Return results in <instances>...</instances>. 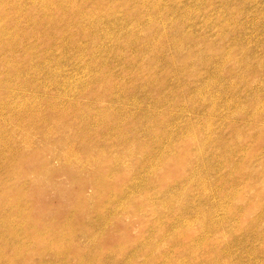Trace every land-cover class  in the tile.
<instances>
[{
  "label": "rangeland",
  "instance_id": "1",
  "mask_svg": "<svg viewBox=\"0 0 264 264\" xmlns=\"http://www.w3.org/2000/svg\"><path fill=\"white\" fill-rule=\"evenodd\" d=\"M0 30V193L27 177L31 223L0 201V264H264V0H0Z\"/></svg>",
  "mask_w": 264,
  "mask_h": 264
},
{
  "label": "bare ground",
  "instance_id": "2",
  "mask_svg": "<svg viewBox=\"0 0 264 264\" xmlns=\"http://www.w3.org/2000/svg\"><path fill=\"white\" fill-rule=\"evenodd\" d=\"M40 1V0H39ZM42 1V0H41ZM59 13H62L63 17L61 19H58L57 15ZM69 11H66L65 7L63 6L62 3H56L53 8L50 11V14L46 17H41L38 19H35L33 21V24L36 25L37 27L41 26L43 27V29L46 32V36L39 40V42L37 43V45L39 46V48L44 49V50H48L51 49V45L60 37L63 35H67L68 32L66 30V28H60L58 26L63 25V20H66L67 22L68 17L66 14H68ZM70 16V15H68ZM80 30L79 28H77V31ZM20 37L22 39H24L26 42H28L29 40H27L28 38H30L33 41L34 38V34L33 31H21L20 33ZM17 36H15L14 38L10 37L9 32L7 31H2L0 30V40L4 41V42H8L11 41V44H18L19 40H14ZM37 39H40L41 36L39 34H36ZM72 44H75L74 41H72ZM76 46H78V44L76 43ZM0 84H1V79H0ZM43 125V124H41ZM69 132L66 134V138L69 140ZM15 135H17L19 137L18 141H15V145H14V151L17 153V156L14 158V170L17 169L18 167L21 168V163H19L20 159H17L18 156H22L23 154H27L30 151H35L33 149V143L31 141L32 136L28 135L26 133V130H20V129H16L15 131ZM43 139L45 141L51 140V139H57V137L55 136L54 133L46 130L43 133ZM61 139H57L56 142H61ZM63 147L65 148L66 152H61L60 158L58 162H63L65 163H69L71 165H74L75 163L79 164L81 168H83L82 166V161L85 159H78L75 160L71 157H69L67 154L69 152H73L72 154H75V152L78 151H73L70 147H72L74 149V147L70 144H66L65 142H61ZM46 148V147H43ZM45 151V156H44V161L48 164V169L52 170V162H53V158L55 157L54 155V151L46 148L44 149ZM93 154L89 151V155ZM65 156V157H64ZM89 157V156H88ZM87 157V158H88ZM36 160V159H35ZM43 160V159H42ZM41 160V161H42ZM91 160V159H90ZM87 162V161H86ZM91 162H94L91 160ZM89 163V162H87ZM94 167H95V163H94ZM96 176L94 177L97 181L99 182H103L102 178H99L100 175L97 172V170H95ZM19 176V175H18ZM99 176V177H97ZM45 181V179L43 178V175L40 174L38 176V178L36 179V182H42ZM29 182V179L27 177H25L24 179V183L27 185ZM25 184H21L17 187L15 186H10L9 184L4 186V189L1 191L0 193V201L3 205V209H4V217H1L2 222L4 223V225L12 230L14 233L15 231H19L22 233H25L28 235L29 229L31 227V223L29 220L24 219L25 214L27 212V207L23 204V197H24V190L26 185ZM10 194V196H9ZM7 207V208H6ZM23 214V216H22Z\"/></svg>",
  "mask_w": 264,
  "mask_h": 264
}]
</instances>
